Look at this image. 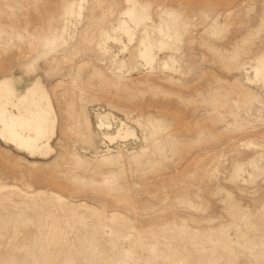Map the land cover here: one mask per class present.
Returning a JSON list of instances; mask_svg holds the SVG:
<instances>
[{
	"label": "rangeland",
	"instance_id": "rangeland-1",
	"mask_svg": "<svg viewBox=\"0 0 264 264\" xmlns=\"http://www.w3.org/2000/svg\"><path fill=\"white\" fill-rule=\"evenodd\" d=\"M0 264H264V0H0Z\"/></svg>",
	"mask_w": 264,
	"mask_h": 264
},
{
	"label": "bare ground",
	"instance_id": "bare-ground-1",
	"mask_svg": "<svg viewBox=\"0 0 264 264\" xmlns=\"http://www.w3.org/2000/svg\"><path fill=\"white\" fill-rule=\"evenodd\" d=\"M0 98V136L15 145L36 152L49 133L53 112L34 100L20 103L2 94ZM1 96V95H0Z\"/></svg>",
	"mask_w": 264,
	"mask_h": 264
}]
</instances>
